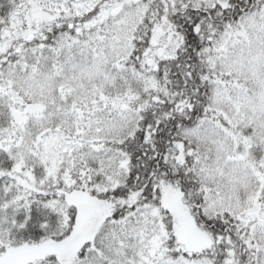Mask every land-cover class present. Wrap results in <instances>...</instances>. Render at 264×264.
<instances>
[{"label": "snow or ice", "instance_id": "snow-or-ice-1", "mask_svg": "<svg viewBox=\"0 0 264 264\" xmlns=\"http://www.w3.org/2000/svg\"><path fill=\"white\" fill-rule=\"evenodd\" d=\"M0 264H264V0H0Z\"/></svg>", "mask_w": 264, "mask_h": 264}]
</instances>
